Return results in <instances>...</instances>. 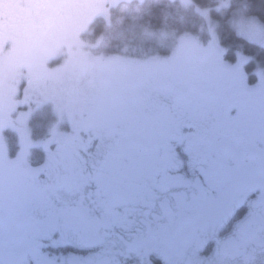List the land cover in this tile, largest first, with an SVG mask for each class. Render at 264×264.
Returning a JSON list of instances; mask_svg holds the SVG:
<instances>
[{"label":"snow or ice","instance_id":"snow-or-ice-1","mask_svg":"<svg viewBox=\"0 0 264 264\" xmlns=\"http://www.w3.org/2000/svg\"><path fill=\"white\" fill-rule=\"evenodd\" d=\"M178 109L173 91L161 86L140 109L146 118H166L169 133L159 140L146 136L134 115L46 170L22 171L19 158L9 167L0 162V264H119L116 242H130L153 225L170 230L195 218L222 230L232 223L244 206L226 211L240 194L236 161L246 117L233 109L225 123L210 124ZM249 148L264 155V136ZM260 192L244 194L257 211L245 210L235 221L225 249L264 232V185Z\"/></svg>","mask_w":264,"mask_h":264},{"label":"rangeland","instance_id":"rangeland-1","mask_svg":"<svg viewBox=\"0 0 264 264\" xmlns=\"http://www.w3.org/2000/svg\"><path fill=\"white\" fill-rule=\"evenodd\" d=\"M147 1L104 0L106 9H89L79 20L40 37L36 30L15 36L0 30V160L5 157L8 162L2 161L6 166L19 158V169L32 163L45 167L60 157L66 142L74 140L78 118L91 104L108 111L116 103L110 98L113 95L127 102L134 99L136 104L161 75L185 80L208 71L224 78L245 79L252 57L239 50L234 61L227 60L219 24L211 16L212 10L229 11L235 0H216L210 7L197 6L193 0H171L191 21L205 23L200 32L178 33L172 25L151 33L137 24L116 35L119 14L130 10L125 3ZM42 13L46 12L30 10L34 24H43ZM232 17L240 36L264 48V22L260 18L247 15L243 8L233 11ZM109 40L118 41L120 53L111 52ZM154 40L157 45H170L168 54L144 50ZM250 73L260 77L257 92L263 90L264 65L258 64ZM36 111L41 115L36 116ZM32 148L43 150L46 159L33 160Z\"/></svg>","mask_w":264,"mask_h":264},{"label":"flooded vegetation","instance_id":"flooded-vegetation-1","mask_svg":"<svg viewBox=\"0 0 264 264\" xmlns=\"http://www.w3.org/2000/svg\"><path fill=\"white\" fill-rule=\"evenodd\" d=\"M94 7L106 9L108 4H104V0H0V30L10 31L14 36V33L23 35L36 30V35L40 37L79 20ZM30 10L46 12L41 15L42 25L33 23ZM198 74L200 75L187 76L185 80H180L172 74L161 75L151 85V90L144 93L136 104L134 99L127 102L126 98H118L115 95L110 98H114L116 103L111 102L112 106L108 111L97 109V105L91 104L80 119L77 117L79 124L76 126L74 140L61 147L62 153L58 159H51L45 167L32 163L20 168L22 171L29 168L46 170L53 160L61 163L69 161L79 150L87 147L95 135L112 133L118 125L134 115L140 118L146 136L157 140L167 136L169 129L166 126V118L154 120L140 113L144 101L159 91L161 86L173 91L180 112L187 109L189 115L198 121L223 124L229 110L243 112L246 117V131L241 138L240 155L236 161V179L240 194L226 211L237 209L241 202L244 206L236 211L232 223H226L222 230L219 225L213 229L206 222L195 218L179 222L170 230H158L153 225L150 230L130 242H116L114 255L119 264H149V260L151 264H264V232H251L233 246L227 249L223 247L224 241L230 240L235 233V221L240 219L243 212L248 209L257 211L253 206V198L244 200V194L256 190V196L259 197L260 188L264 185V155L249 148L253 138L264 136V89L257 92L256 88L260 77L255 73H246L245 79L241 80L224 78L208 71ZM0 108L2 109L1 106ZM176 122L188 123L190 120L178 118ZM13 145L10 143V146ZM31 151L33 160L38 162L47 157L41 149L32 148ZM2 159L8 162L5 157ZM2 159L0 162L8 167ZM127 227L131 229L135 225L129 224ZM217 231L220 243L214 244Z\"/></svg>","mask_w":264,"mask_h":264},{"label":"trees","instance_id":"trees-1","mask_svg":"<svg viewBox=\"0 0 264 264\" xmlns=\"http://www.w3.org/2000/svg\"><path fill=\"white\" fill-rule=\"evenodd\" d=\"M216 0H193L194 4L200 7L212 6ZM130 10L123 11L118 16L115 31L121 33L130 26L142 24V27L148 31L155 32L162 29H168L169 26H174L178 33L182 32H200L206 26L200 20L191 21L182 7L171 2V0H148L146 3H125ZM247 15H254L264 22V0H235L229 11L222 13L212 10L211 16L218 22V32L221 44L226 48V58L229 61H234L237 51L243 50L244 53L252 57L246 65L247 71H254L258 64L264 65V48L254 43L247 41L240 36L232 24L233 11L242 9ZM182 11V12H181ZM179 24V25H178ZM101 27L102 25L96 24ZM104 27V26H103ZM163 27V28H162ZM109 49L111 52L120 53L117 40H109ZM157 40L151 41L147 48L149 54L165 55L169 52V46L166 44H158ZM41 115L38 113L36 116ZM41 123V121H39ZM8 133V132H7ZM10 133V132H9ZM8 133V137H9Z\"/></svg>","mask_w":264,"mask_h":264}]
</instances>
